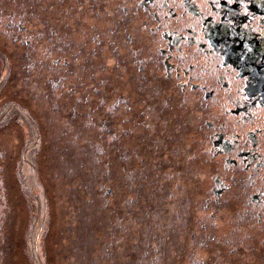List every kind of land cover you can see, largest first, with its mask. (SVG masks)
<instances>
[{"label":"flooded vegetation","instance_id":"af4514ba","mask_svg":"<svg viewBox=\"0 0 264 264\" xmlns=\"http://www.w3.org/2000/svg\"><path fill=\"white\" fill-rule=\"evenodd\" d=\"M9 98L40 133L45 264H264V0H0ZM9 125L0 264H36Z\"/></svg>","mask_w":264,"mask_h":264},{"label":"built area","instance_id":"2783aa9c","mask_svg":"<svg viewBox=\"0 0 264 264\" xmlns=\"http://www.w3.org/2000/svg\"><path fill=\"white\" fill-rule=\"evenodd\" d=\"M13 121L21 122V124L24 126L26 130L27 140H26L25 148L23 149L22 152V157L19 165H20V172L23 177L24 188L32 196L33 206L36 209L38 202L37 198L40 197V195H37L35 193V188H34L35 187L34 183H38V180L35 178L36 175L35 157L37 152L40 150V146H41L39 131L37 129V126L35 125V122L28 116L25 110L17 102L10 101L6 103L4 106H2L0 109V125H5ZM30 147H32V150H34V153L33 154L31 153V156L33 157L31 160L28 159ZM27 162L31 163L32 166L30 167L29 164H26ZM30 186H33L32 191L30 190ZM36 199L37 201H35ZM40 200L42 202H45L43 197H40ZM42 212H43L42 219L44 220L45 216H47L46 206H43ZM31 252L33 254L32 256L34 262L38 264L36 261V259H38V255H35V251H33L32 249Z\"/></svg>","mask_w":264,"mask_h":264},{"label":"rangeland","instance_id":"374dc122","mask_svg":"<svg viewBox=\"0 0 264 264\" xmlns=\"http://www.w3.org/2000/svg\"><path fill=\"white\" fill-rule=\"evenodd\" d=\"M12 100H16V99H10L9 98L8 100L4 101V103L5 102L6 103L10 102ZM16 101H18V100H16ZM18 104L25 110V112L28 114V116L35 122V125L37 126V129H38V125L36 123V118L34 117L33 113L29 110V108H27L22 103H21L22 104L21 105L19 101H18ZM8 124H10L8 126L9 127L8 129H9V139H10V141H11V139L14 136L13 132L15 133V132L18 131V132H20L22 134L24 141H23V144L21 145L20 151L23 150L25 148L26 140H27L26 139V130H25L24 126L21 124V122H18V121L9 122ZM38 131H39V129H38ZM39 135H40V133H39ZM38 153H39V151L37 152L36 156L38 155ZM35 159H36V157H35ZM19 167H20V165H19ZM35 177L38 178V176H37V167H36V175H35ZM38 180H39V178H38ZM23 187H24V185H23ZM24 191H25V195H26L27 198L24 199V205H23L24 209H23V212L21 214V219H20V207L18 208L17 226L20 225L21 223L24 225V233H25V238H26V244H27L28 247L31 248V244L29 242V236H30V229L32 227L33 220L35 219V215H36L35 211H36V209L33 206L32 196L25 190V188H24ZM46 210H47V207H46ZM44 221H45L44 225H45V228H46L50 224V219H49V216H48V212H47V216H45V218H44ZM49 229H50V227H49ZM48 232L46 233V230H45L44 235H42V236H44L43 239H42V255H44V253H43L44 247H49V245L47 246L48 242L45 244L46 238L48 236ZM31 254H32V252H31ZM37 255H38V253H37ZM43 263L45 264L44 258H43Z\"/></svg>","mask_w":264,"mask_h":264},{"label":"bare ground","instance_id":"6f19581e","mask_svg":"<svg viewBox=\"0 0 264 264\" xmlns=\"http://www.w3.org/2000/svg\"><path fill=\"white\" fill-rule=\"evenodd\" d=\"M32 147H30V152L28 154V159L31 160L33 157L31 156V153H34V150H32ZM26 164H29V166L31 167V163L27 162ZM34 168V167H32ZM37 180L38 178L35 177ZM35 185V193L37 195H40V197H43L44 199L46 198L43 192V187H41L40 182L38 180V183H34ZM39 186V187H38ZM33 186H30V190L32 191ZM42 190V191H40ZM40 197H38V202H37V208H36V215H35V219L33 220L32 223V227L30 229V236H29V242L31 244V249L33 251H35V255H37L38 253V259H36L38 264H44L43 263V258L44 256L42 255V239L44 236V232L46 230L45 228V221L42 219V215H43V206H46L45 202H42L40 200ZM37 199L35 201H37ZM33 258V257H32Z\"/></svg>","mask_w":264,"mask_h":264}]
</instances>
